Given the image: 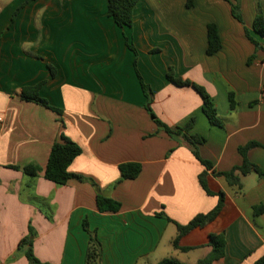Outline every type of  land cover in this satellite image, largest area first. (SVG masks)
Wrapping results in <instances>:
<instances>
[{
  "label": "crops",
  "instance_id": "obj_1",
  "mask_svg": "<svg viewBox=\"0 0 264 264\" xmlns=\"http://www.w3.org/2000/svg\"><path fill=\"white\" fill-rule=\"evenodd\" d=\"M260 5L264 18V0ZM256 16L257 0H140L133 26L120 28L109 17L108 0H0V264H29L20 243L30 227L34 253L44 263L86 264L93 233L100 264H158L170 258L161 248L164 242L173 247L178 224L218 204L199 182L206 167L147 111L126 38L153 92V112L171 128L196 118L191 133L207 139L200 155L213 165L208 186L226 194L220 217L180 240L194 250L173 248L212 252L210 235L224 232L225 255L213 264L263 258L264 214L254 208L264 207V176H242L241 192L214 176L241 166L239 149L250 142L263 146L252 148L248 159L264 171V50L246 35L264 47ZM209 24L222 42L213 56L207 54ZM171 68L205 88L223 127L209 122L196 89L169 81ZM40 83V96L62 115L21 97L24 87ZM230 91L239 102L234 111ZM62 135L82 148L69 171L83 180L57 185L44 170ZM124 163H139L142 172L124 180ZM29 164L42 168L36 178L22 170ZM99 194L121 203V210L101 212Z\"/></svg>",
  "mask_w": 264,
  "mask_h": 264
},
{
  "label": "trees",
  "instance_id": "obj_2",
  "mask_svg": "<svg viewBox=\"0 0 264 264\" xmlns=\"http://www.w3.org/2000/svg\"><path fill=\"white\" fill-rule=\"evenodd\" d=\"M140 0H108V14L109 17L114 20L116 25L120 28L132 27L133 26V14L134 8ZM191 4V2H190ZM191 6V5H190ZM232 12L235 18L241 21V17L237 12V8L233 7ZM254 30L260 35L264 36V18L262 14V9L260 5V0H257V16L254 22ZM246 35L248 39L255 45L256 50H264V47L255 40L246 30ZM127 40V45L135 53L134 67L139 77L142 90L147 98L146 109L151 115L152 119L158 126L159 130L164 131L170 136L171 139L177 141L181 145L187 146L196 159L201 162L202 165L206 167L204 171L199 176V182L204 189V191L210 196L218 197V204L216 207L208 213L196 215L187 225L182 226L178 224V235L173 241V247L182 252H189L194 250L191 247L180 246V240L197 228H204L213 222H215L226 208V194L224 191H219L217 193L210 190L208 186V171L212 170L213 165L210 161L204 160L200 155V146L206 144L207 139L204 136L198 134H192L191 130L195 125L196 118L192 117L184 126L171 128L165 123H163L153 112L151 104L153 101V92L151 88L145 84L142 79L141 74L138 71V52L135 46ZM222 48V42L219 35L218 27L215 24L208 25V49L207 54L209 56L215 55ZM256 57L253 56L249 63ZM168 79L170 82L178 87H193L198 91L203 99L202 110L209 122L218 127H223V122L220 119L216 105L210 95L207 93L205 88L202 86L183 78H178L175 76L173 69L171 68L168 73ZM43 83H40L34 87H24L22 89L21 97L27 101H34L42 104L43 106L57 112L62 115L63 111L59 108L52 106L46 98L40 96V89ZM264 98V96H263ZM229 103L230 110L234 111L238 108L239 102L236 98V94L233 91L229 92ZM258 101H254V105ZM255 147H263L257 142H250L247 145L240 147L239 152L243 157V163L241 166L234 167L232 170L227 172H214V176L217 178L224 179L227 184L236 189L237 192H241L243 189L242 176H246L250 173L256 172L261 176H264V171L256 164L252 163L248 159V152ZM82 154V148L72 140H70L65 135H62L59 141H57L51 150L47 166L44 170V177L46 180L53 182L57 185H66L71 179L83 180V177L72 174L69 171L70 166L73 162ZM13 169H19L18 167H11ZM24 173L30 178H36L38 174L42 171V168L37 164H29L23 169ZM120 171L122 178L124 180L136 179L142 172V166L139 163H124L120 165ZM98 208L101 212H118L121 210V203L102 196L101 194L97 197ZM254 213L256 215L264 214V207L257 206L254 208ZM85 228H88L85 222ZM35 236V231L33 227H30V234L24 238L20 243V248H26V257L29 264H49L40 261L33 250V237ZM209 246L212 247V252L206 258L200 260L198 264H213V262L221 259L225 255L226 239L225 233H212L210 235ZM101 244L98 241L95 234H91L90 245L87 250L86 264H100L101 262ZM158 264H186L180 262L175 258H165ZM256 264H264V257L259 259Z\"/></svg>",
  "mask_w": 264,
  "mask_h": 264
},
{
  "label": "rangeland",
  "instance_id": "obj_3",
  "mask_svg": "<svg viewBox=\"0 0 264 264\" xmlns=\"http://www.w3.org/2000/svg\"><path fill=\"white\" fill-rule=\"evenodd\" d=\"M226 187L229 189L230 187L226 185ZM173 240V239H171ZM170 240V242H171ZM162 256L164 257H170V258H176L182 262H187L189 264H195V260L198 257L205 258L211 253V248H206L204 250H200L198 252H193L191 254H183L179 251H176L171 243H165L161 248Z\"/></svg>",
  "mask_w": 264,
  "mask_h": 264
}]
</instances>
